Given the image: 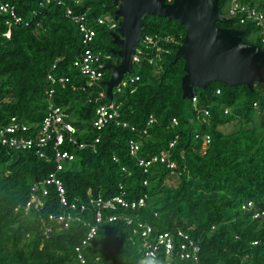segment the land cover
<instances>
[{"label":"trees","instance_id":"obj_1","mask_svg":"<svg viewBox=\"0 0 264 264\" xmlns=\"http://www.w3.org/2000/svg\"><path fill=\"white\" fill-rule=\"evenodd\" d=\"M2 1L13 3L21 20L14 22L9 15H0L1 118L16 115L34 129L46 113L47 72L69 76L71 81L65 88L56 87L52 101L68 108L78 129L77 141L89 145L66 146L74 159L57 173L66 198L70 202L77 199L78 204L86 203L89 194L108 198L120 192L119 185L126 199L144 194L147 198L144 207L118 209L120 217L116 220L99 222L91 244L81 247V262L75 247L81 244L87 226L74 221L48 236L41 231L48 214L60 210L54 183L46 185L43 206L31 204L25 209L31 187L48 178L55 171V163L39 157L33 149L15 152L0 146V264H140V234L134 232V225L126 224V215L138 216L154 233L184 230L200 246V264H264V105L253 106L264 97V85L256 82L249 89L244 84L212 81L206 88L196 89V104L209 111L196 118L191 99L182 97L184 60L175 54L185 26L175 19L147 15L142 35L159 40L156 44L139 41L140 61L126 75H137L138 79L113 93L120 119L127 126L110 122L96 131L92 126L95 109L106 99L96 101L99 88L88 86L86 77L73 66L87 48L78 25L61 4ZM229 1L218 0L225 17ZM240 2L264 13V0ZM73 6L86 14L96 31L88 47L109 54L107 61L117 64L119 58L111 52L116 47L112 31L92 22L108 12L112 15L116 5L112 0H81ZM227 18L217 24L241 29L243 41L264 49L253 22ZM8 28L10 36L6 37ZM167 37L171 39L164 40ZM109 75L104 70L106 80ZM256 111L258 122L252 118ZM150 115L156 121L146 127ZM172 118L178 120L176 126L170 125ZM99 134L100 140L93 147L91 143ZM206 135L210 139L203 148ZM130 140L138 142L136 156L129 154ZM168 149L176 162L174 168L155 163L145 172L137 164L138 157ZM171 175L176 179L174 186L167 183ZM248 202L252 205L247 206ZM114 211L106 210L104 216ZM256 212L262 215L253 217ZM84 213V218L94 222L90 205ZM163 261L161 257L159 264ZM174 264L193 263L176 258Z\"/></svg>","mask_w":264,"mask_h":264},{"label":"built area","instance_id":"obj_2","mask_svg":"<svg viewBox=\"0 0 264 264\" xmlns=\"http://www.w3.org/2000/svg\"><path fill=\"white\" fill-rule=\"evenodd\" d=\"M171 1V0H166ZM51 3L61 4L64 6L65 14L78 25V29L82 35V41L87 48H85L78 58L73 61V66L76 67L79 73L86 77L87 85H96L98 90V96L96 101L105 98L106 101L99 103L95 109V117L92 122V126L96 131H101L110 122H114L116 125L127 126L126 122L121 121L119 104L113 100V93H119L123 87L134 79H138V76L127 77L126 73L120 80V82L112 88V98L109 99L106 93V85L104 81V70L102 64L109 62L111 56L101 50L91 49L88 44L93 40L96 35L95 29L90 25L85 13L77 12L73 5L80 4L81 0H42V5H48ZM9 15L13 18L14 22H20L21 18L15 11V5L9 1L0 0V15ZM227 17H239V22L243 23L246 20L251 21L257 27L256 34L260 37V40L264 42V13L254 6H248L242 4L240 0H230L227 7ZM97 24L106 26L112 32H115L118 27V20L114 19L113 14L109 18L98 17L94 21ZM10 27L11 22H8ZM6 37L10 36V29L4 33ZM170 37L164 38V40H170ZM159 39L154 40L152 37H143L140 41L144 43H157ZM139 43V42H138ZM138 45V44H137ZM160 49V47H158ZM142 49L136 46L135 53L132 57V65L140 61ZM55 64L52 69L55 68ZM134 71V70H133ZM47 88L45 90L47 106L46 113L42 118L38 126L28 124L21 120L16 115L1 118L2 101L0 99V146L6 148L8 151H24L27 149L35 150V153L39 157L46 160H52L55 163V171L49 175L48 178L33 184L31 192L29 194L28 201L26 202L25 209L31 204H35L37 207H41L45 203V196L48 194L46 185L54 183L58 191V203L60 205L59 211L50 212L47 216V221H42L41 231L43 235L48 236L54 229L56 231L68 228L74 221L81 222L88 227L86 235L81 240V244L75 247L76 257L81 262H84V257L81 253L82 245L91 244L97 232V226L102 221H114L118 217L116 212L118 209L125 210H138L146 205L147 195L144 194L136 199H126L125 193L122 190L114 196L103 198L100 195L91 196L89 194L86 203H79L75 199L72 202L68 201L65 195V191L62 187L60 179L57 177V173L61 171L66 163H69L74 159L73 153L66 148L67 145H77L79 148L88 146V142H78L75 134L78 129L73 124V120L68 112V108L63 105L56 104L52 101V96L55 93L56 87L59 85L65 88L71 81L70 77L63 74H55L53 71H48L46 74ZM101 84L104 85L101 88ZM75 89V86L72 85ZM218 92V91H217ZM195 95L191 98L193 107L195 109V117L198 118L200 113L208 115L209 111L201 105L196 104ZM264 105V97L253 103L254 107ZM156 121L155 117L150 115L147 121L146 127L152 125ZM178 120L176 118L171 119V126H176ZM146 133V129H143ZM209 136L206 135L203 140V148L209 142ZM100 140V134L93 139L91 145L94 147L95 143ZM176 142V139L170 142L169 147H172ZM129 154L136 156V150L138 149V142L134 140L129 141ZM117 161L116 158H114ZM155 163L165 164L169 168L176 167V162L171 158L170 151L161 150L159 153L148 155L146 157H138L137 164L142 166L143 171L147 172L149 167ZM123 171H126V167H122ZM147 184V181H143ZM41 190V193L37 192ZM91 206L92 219L84 218L82 215L87 206ZM251 202L247 203V206H251ZM78 207L80 208L78 210ZM17 209V208H16ZM114 211L115 213L104 216L105 211ZM85 214V213H84ZM262 215L260 212L253 214V217ZM124 220L128 225H134V232H138L141 238L142 255L139 259L140 264H159V259L163 257L164 264H174L176 258L188 259L193 264H200L199 251L200 246L198 242L191 237L187 232L180 228H176L173 231H161L154 233L153 228L138 219V216H124ZM253 243H257L254 241Z\"/></svg>","mask_w":264,"mask_h":264},{"label":"water","instance_id":"obj_3","mask_svg":"<svg viewBox=\"0 0 264 264\" xmlns=\"http://www.w3.org/2000/svg\"><path fill=\"white\" fill-rule=\"evenodd\" d=\"M118 27L111 33L116 45L112 53L119 62H105L109 72L104 81L106 93L112 98V88L124 74L133 72L132 57L143 38L147 15L167 17L185 26V33L176 50L184 60L181 78L182 97L191 99L196 89H204L212 81L228 85H264V49L242 40V30L222 27L226 22L218 0H112Z\"/></svg>","mask_w":264,"mask_h":264},{"label":"rangeland","instance_id":"obj_4","mask_svg":"<svg viewBox=\"0 0 264 264\" xmlns=\"http://www.w3.org/2000/svg\"><path fill=\"white\" fill-rule=\"evenodd\" d=\"M104 16H105L106 18H109V17H110V12H108V13H107L106 15H104ZM114 60L117 61L118 59L115 58ZM130 74H131V73H130ZM252 118H253V120H254L255 122L260 121V116H259V114H258L257 111L254 112ZM167 183H169V185L174 186V185L176 184L175 176H174V175L169 176L168 179H167Z\"/></svg>","mask_w":264,"mask_h":264}]
</instances>
